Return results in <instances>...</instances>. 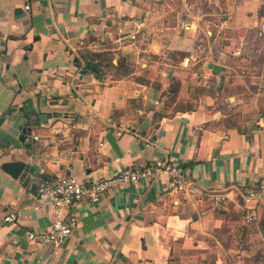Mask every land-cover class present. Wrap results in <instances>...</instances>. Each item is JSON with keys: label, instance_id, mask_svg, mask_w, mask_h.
<instances>
[{"label": "crops", "instance_id": "obj_1", "mask_svg": "<svg viewBox=\"0 0 264 264\" xmlns=\"http://www.w3.org/2000/svg\"><path fill=\"white\" fill-rule=\"evenodd\" d=\"M262 23L264 0H0V264H264V205L251 223L242 210L264 175ZM81 50L122 66L85 72ZM158 157L205 193L240 191L249 227L161 175L85 203L60 245L28 239L54 219L42 182Z\"/></svg>", "mask_w": 264, "mask_h": 264}, {"label": "built area", "instance_id": "obj_2", "mask_svg": "<svg viewBox=\"0 0 264 264\" xmlns=\"http://www.w3.org/2000/svg\"><path fill=\"white\" fill-rule=\"evenodd\" d=\"M25 8H30L26 3ZM264 34V23L260 25ZM35 140L38 139L34 135ZM161 175L167 176V190L170 193H197V184L191 180L185 167L167 158L158 157L149 165H130L120 169L110 177L94 179L89 182L79 181L73 174L61 176L53 181H44L37 192L39 204L49 202L54 208V219L46 230H29L27 237L30 241L42 245H60L73 235L78 226L79 210L85 203H98L113 189L137 182L153 183ZM243 218L245 223H251L258 217L259 205L264 202V175L256 187L243 193ZM213 198L225 201L230 196L225 192H216ZM228 198V199H227ZM15 212L4 216L6 222H16Z\"/></svg>", "mask_w": 264, "mask_h": 264}, {"label": "trees", "instance_id": "obj_3", "mask_svg": "<svg viewBox=\"0 0 264 264\" xmlns=\"http://www.w3.org/2000/svg\"><path fill=\"white\" fill-rule=\"evenodd\" d=\"M81 60L85 61V72H91L100 77L105 76L107 71H113L122 66L121 63L114 64L112 57L104 53L89 50L79 51L74 61L77 65H81Z\"/></svg>", "mask_w": 264, "mask_h": 264}, {"label": "rangeland", "instance_id": "obj_4", "mask_svg": "<svg viewBox=\"0 0 264 264\" xmlns=\"http://www.w3.org/2000/svg\"><path fill=\"white\" fill-rule=\"evenodd\" d=\"M219 192H225L226 195L230 196V199L228 200H225V201H217L213 198V194L214 193H205L203 192L202 190H200L199 192L197 193H194V194H199V195H202V194H205L207 195L211 202H213L215 205L219 206V207H226L227 209L230 210V212L234 215V217L237 219V220H240V222L237 224V228L238 229H247L249 227V225H245L243 223V220H242V213L240 211V208H239V199L240 197L238 195H240V191H236V190H229V191H219ZM216 193V192H215ZM264 204H260L259 205V210H260V206H262ZM242 206H243V203H242ZM258 214H259V211H258ZM246 257V260H248V256H245Z\"/></svg>", "mask_w": 264, "mask_h": 264}, {"label": "water", "instance_id": "obj_5", "mask_svg": "<svg viewBox=\"0 0 264 264\" xmlns=\"http://www.w3.org/2000/svg\"><path fill=\"white\" fill-rule=\"evenodd\" d=\"M45 114L38 115V118L40 121H44ZM34 120V119H32ZM28 133H31V129H27ZM21 139H24V135L21 137ZM25 168V162L22 160H15V161H5L2 163V169H4L6 172H8L13 177H19L22 171Z\"/></svg>", "mask_w": 264, "mask_h": 264}]
</instances>
